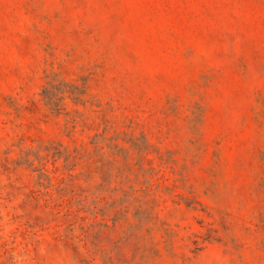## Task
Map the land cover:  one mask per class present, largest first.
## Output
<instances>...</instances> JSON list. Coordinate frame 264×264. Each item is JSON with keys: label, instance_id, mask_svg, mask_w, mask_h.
<instances>
[{"label": "rangeland", "instance_id": "1", "mask_svg": "<svg viewBox=\"0 0 264 264\" xmlns=\"http://www.w3.org/2000/svg\"><path fill=\"white\" fill-rule=\"evenodd\" d=\"M0 264H264V0H0Z\"/></svg>", "mask_w": 264, "mask_h": 264}]
</instances>
